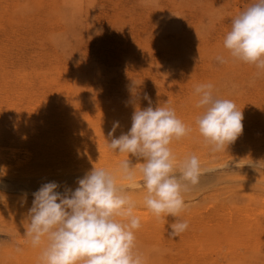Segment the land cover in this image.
I'll list each match as a JSON object with an SVG mask.
<instances>
[{"label":"rangeland","instance_id":"1","mask_svg":"<svg viewBox=\"0 0 264 264\" xmlns=\"http://www.w3.org/2000/svg\"><path fill=\"white\" fill-rule=\"evenodd\" d=\"M254 2L0 0V264H39L26 236L32 194L53 181L61 193L75 190L93 167L116 173L136 202L145 264H264V71L223 45ZM204 83L243 114L242 134L221 151L195 123L203 111L195 87ZM73 84L78 96L56 92ZM145 94L192 128L170 145L177 165L193 154L201 163L179 217L151 214L144 191L118 173L129 159L139 182L142 160L108 147L149 106ZM177 220L189 227L172 238Z\"/></svg>","mask_w":264,"mask_h":264},{"label":"clouds","instance_id":"2","mask_svg":"<svg viewBox=\"0 0 264 264\" xmlns=\"http://www.w3.org/2000/svg\"><path fill=\"white\" fill-rule=\"evenodd\" d=\"M223 45L231 58L264 71V0H255L232 20ZM216 59L226 62L221 56ZM195 95V106L203 109L195 120L198 132L212 151H221L242 134V111L233 101L218 98L211 83L197 85ZM144 98L149 106L134 111L131 128L112 138L108 147L142 160L139 182L129 159L121 161L118 173L130 188L144 191L143 204L151 214L158 219L179 217L187 208L184 194L199 183L201 163L193 154L177 165L170 145L188 136L192 128L174 108L154 109L147 94ZM118 127L119 122H114L109 135ZM117 178L112 171L93 167L75 190L61 193L53 181L32 194L26 236L34 248H40L39 264H145L136 246L135 232L141 227L136 202ZM169 227V235L176 238L189 225L177 220Z\"/></svg>","mask_w":264,"mask_h":264},{"label":"bare ground","instance_id":"3","mask_svg":"<svg viewBox=\"0 0 264 264\" xmlns=\"http://www.w3.org/2000/svg\"><path fill=\"white\" fill-rule=\"evenodd\" d=\"M82 62V61H81ZM42 65V64H41ZM63 65V64H62ZM81 66H83V65H81ZM89 67V66H88ZM95 67V66H94ZM81 68V67H80ZM49 69H51L50 67H49ZM54 69V68H53ZM61 69H63V68H61ZM65 69V68H64ZM68 69H69V67H68ZM39 70V69H38ZM59 70V69H58ZM86 70V69H85ZM48 71V70H47ZM54 71V70H53ZM60 71V70H59ZM69 71V70H68ZM80 71V70H79ZM88 71V70H87ZM62 72V71H61ZM70 72V71H69ZM68 72V73H69ZM90 72V71H89ZM79 73H81V72H79ZM88 73V72H87ZM45 75V74H44ZM60 75V74H59ZM76 76H77V74H75ZM83 76V75H82ZM21 77V76H20ZM46 77V76H45ZM53 77H55V76H53ZM92 77V76H91ZM60 78V77H59ZM83 78V77H82ZM78 79V78H77ZM72 80V79H71ZM81 80V79H80ZM83 80V79H82ZM52 81V80H51ZM77 81V80H76ZM84 81V80H83ZM65 82V81H64ZM73 82V81H72ZM79 82V81H78ZM69 84V83H68ZM82 85V84H81ZM63 86V85H62ZM78 86V85H77ZM77 86H75V87H77ZM79 86H80V83H79ZM53 87V86H52ZM68 87H70V88H66V87H64V89H66V90H64V91H61V90H58V91H56L57 93H65V95H68L69 97L70 96H78V89L77 88H75L74 87V84L73 85H71V86H68ZM44 88V87H43ZM77 89V90H76ZM31 187V186H30ZM36 188V187H35ZM34 190V189H33Z\"/></svg>","mask_w":264,"mask_h":264}]
</instances>
